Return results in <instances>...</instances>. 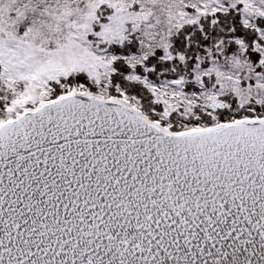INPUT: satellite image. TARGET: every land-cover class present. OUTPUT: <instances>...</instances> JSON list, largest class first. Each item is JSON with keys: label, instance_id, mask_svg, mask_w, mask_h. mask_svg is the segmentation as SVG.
<instances>
[{"label": "snow or ice", "instance_id": "6c2138e0", "mask_svg": "<svg viewBox=\"0 0 264 264\" xmlns=\"http://www.w3.org/2000/svg\"><path fill=\"white\" fill-rule=\"evenodd\" d=\"M0 264H264V0H0Z\"/></svg>", "mask_w": 264, "mask_h": 264}]
</instances>
